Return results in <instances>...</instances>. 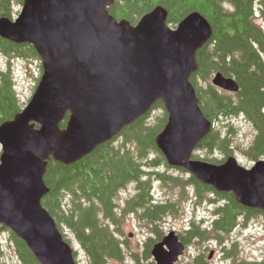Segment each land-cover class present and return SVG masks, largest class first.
<instances>
[{
    "label": "water",
    "instance_id": "obj_1",
    "mask_svg": "<svg viewBox=\"0 0 264 264\" xmlns=\"http://www.w3.org/2000/svg\"><path fill=\"white\" fill-rule=\"evenodd\" d=\"M21 1L15 18L0 16V38L31 44L42 73L21 111L0 123V223L40 264H77L73 246L41 203L48 159H81L157 101L167 112L155 137L166 163L264 213V158L244 167L233 155L220 163L192 157L215 124L201 111L190 82L198 69L196 52L212 35L203 15L192 11L171 27L162 5L132 24L109 13L114 0ZM211 83L228 92L239 89L221 72ZM184 250L170 230L150 253L154 264H175Z\"/></svg>",
    "mask_w": 264,
    "mask_h": 264
},
{
    "label": "trees",
    "instance_id": "obj_2",
    "mask_svg": "<svg viewBox=\"0 0 264 264\" xmlns=\"http://www.w3.org/2000/svg\"><path fill=\"white\" fill-rule=\"evenodd\" d=\"M21 3V0H0V16L10 18L12 8ZM156 5L167 10L170 26L192 11H198L208 20L212 35L197 50L198 69L190 76L200 109L211 122H217L221 117L245 116L255 135L242 152L253 161L264 157V22L258 23L254 16L260 14L256 5L263 7L260 12L264 16V0H114L107 9L117 20L127 19L135 24ZM0 52L8 59L38 58L31 44H16L3 38H0ZM216 72L233 77L238 91L230 93L212 85L211 77ZM23 105L16 92L11 68H0V123L12 119ZM156 106L163 109L161 101L151 109ZM67 118L68 113L60 122L61 128L65 127ZM166 120V113L152 118L148 112L125 126L110 141L71 164L48 159L43 176L48 191L41 203L55 220L64 239L69 242L63 233L66 228L81 246L88 264L123 261L127 255L134 264H153L150 250L162 237L157 222L178 212L179 205L188 198L190 188L195 204L216 203L210 225L202 226L193 219L189 230L180 234L188 240L199 243V240L212 238L222 242L234 226L245 225L254 216H264L263 211L238 203L230 192L216 191L193 175H174L163 169L170 166L157 148L155 137ZM231 129L228 123L221 128L212 126L196 146L204 152L203 157L194 154L193 158L222 162L212 153L231 155L234 142ZM181 171L185 172L184 169ZM154 182L167 187L177 199H155L152 194ZM129 184L135 185L136 193L124 203L119 202V191ZM210 193L216 197L211 198ZM128 213H136L138 219L157 234V238H148L145 242L142 255L124 247L125 241L118 237L121 219ZM2 240L14 248L22 264H40L26 243L1 223L0 264H6ZM203 256L202 252L193 264H204ZM260 264H264V260Z\"/></svg>",
    "mask_w": 264,
    "mask_h": 264
},
{
    "label": "rangeland",
    "instance_id": "obj_3",
    "mask_svg": "<svg viewBox=\"0 0 264 264\" xmlns=\"http://www.w3.org/2000/svg\"><path fill=\"white\" fill-rule=\"evenodd\" d=\"M20 8L21 4H16L12 8L10 18H15L19 13ZM256 21L261 23L259 18H256ZM176 25L171 27H175ZM8 66L13 73L18 98L25 105L30 99L42 73L40 58L38 56V58L32 59L21 57L8 59L0 52V68L4 69ZM164 113L167 114L164 107L162 109L161 107L156 106L155 108L150 109L149 116L154 118L155 115H162ZM225 123L231 125V133L234 137L233 151L231 155L235 156L240 165L244 167L252 166L254 161L250 160L242 152V150L252 142L255 135V130L251 122L243 115H233L228 118L221 117L215 125L216 127L221 128ZM194 154L203 157L204 152L195 148L193 151V155ZM212 156L219 160H224L226 157L223 153L219 152L212 153ZM163 169L174 175H191L185 169V172H182L181 169L183 168L170 166L169 168L164 167ZM153 188L154 190L152 194L155 199L164 201L166 199H177L175 193L169 191L167 187L161 186L158 182H154ZM175 192H177V190H175ZM135 193V185L129 184L125 189L119 191L118 201L124 203L126 199L130 198ZM209 196H211V198L216 197L212 193H210ZM192 197V189L190 188V194L188 195V198L179 205L178 212L175 215H166L157 222V229L161 231L162 236L170 230L185 234L186 229L193 219L202 226L211 224V219L213 217L212 209L216 202L209 203L206 201L200 204H195L194 198ZM119 229L120 234H118V237L125 241L123 244L124 247H130L132 252H137L139 255H142L145 248L144 244L148 238H157V234L144 225V223L138 219L136 213L125 214L121 219ZM63 233L73 246L77 264H88L84 250L74 240L70 232L66 228H63ZM1 242L4 245L2 248L4 250L3 257L6 264H22L16 256L14 248L11 247V245L6 244V240H2ZM189 242L190 245L189 247H186L178 264H189V262L192 261V258L202 252H204L203 257L206 258L207 254L211 252V249H214L215 251L213 252L212 257L209 258V264H249L254 262L260 264L264 260V216L257 215L249 218L245 225L239 224L232 232H230V234L228 233L226 235L222 242L212 238L204 241L199 240V243L190 239ZM222 247H237V256H234L231 259L223 258V252L221 251ZM108 264H134V261L127 255L123 261L110 260Z\"/></svg>",
    "mask_w": 264,
    "mask_h": 264
},
{
    "label": "flooded vegetation",
    "instance_id": "obj_4",
    "mask_svg": "<svg viewBox=\"0 0 264 264\" xmlns=\"http://www.w3.org/2000/svg\"><path fill=\"white\" fill-rule=\"evenodd\" d=\"M262 8H263V7H260V8H259V6L256 5V11L259 12L260 14H259V15H254V16H255V18H259L261 22H264V16H263V15L261 14V12H260V9H262ZM189 225H190V224H189ZM235 227H236V226H234V227L231 229L230 232H232L233 229H234ZM187 230H189V226H188V228L186 229V231H187ZM175 232H176V231H175ZM230 232H229V234H230ZM176 234H177L178 238L180 239V241L185 245V249H186V247H189V245H190L189 240H188L187 238L182 237V236L180 235V233H178V232H176ZM222 241H223V240H222ZM214 251H215L214 249H213V250L211 249V252L207 254V257H206V258L203 257V263H204V264H209V258L212 257ZM221 251L223 252V258L231 259L232 257L237 256V255H236V254H237V247H228V248H227V247H222V248H221ZM184 252H185V251H184ZM203 253H204V252H203ZM183 254H184V253H183ZM183 254H182V255H183ZM182 255L178 258V260L175 262V264H178V263H179L180 258L182 257ZM197 256H200V253H198L194 258H192V261H191L190 264H193V263H194V260L196 259ZM197 264H199V263H197Z\"/></svg>",
    "mask_w": 264,
    "mask_h": 264
}]
</instances>
